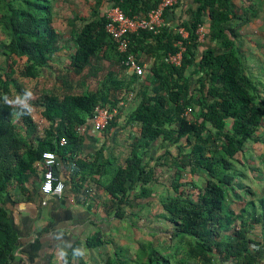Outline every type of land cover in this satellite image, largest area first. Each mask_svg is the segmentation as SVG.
Masks as SVG:
<instances>
[{
  "label": "trees",
  "instance_id": "trees-1",
  "mask_svg": "<svg viewBox=\"0 0 264 264\" xmlns=\"http://www.w3.org/2000/svg\"><path fill=\"white\" fill-rule=\"evenodd\" d=\"M89 1L93 3L90 17L75 15L68 22L73 44L68 68L80 77L84 91L30 96L13 78L16 60L25 59L18 71L21 78L38 79L48 63L66 50L54 27L52 0H0V58L5 63L0 68V264L14 260L18 239L5 208L12 191L18 188L26 193V184L36 177L44 152L71 162L84 176L97 175L105 168V163H99L102 149L81 157L84 133L77 129L99 107L117 109L103 134L116 128L124 110L119 103L135 91V85L139 99L125 122L139 125L138 136L128 145L124 162L103 185L109 200L102 210L135 227L143 210H136L133 202L153 200L154 184L159 183L163 170L170 172L172 194L158 197L160 218L171 227L166 232L170 245L161 250L147 240L138 243L134 255L128 257L122 245L95 234L84 244L75 241L60 264H83L82 245L90 249L112 245L104 264H172L174 259L176 264H256L264 243V194L257 195L242 182L248 178L243 172L247 165L243 170L236 167V163L243 164L237 156H245L248 143L264 144V138L257 136L264 120L260 84L246 71L238 42L241 27L257 17L253 6L236 9L234 0H192L185 20L177 26L187 33L185 39L177 28L165 27L157 34L141 31L128 37L127 51L119 52L116 40L105 30L107 11L119 7L126 16H145L161 0ZM201 25L207 26L209 46L198 55L202 44L196 32ZM177 42L184 51L180 65L174 66L164 57L178 51ZM129 55L148 71V78L135 73L126 77L124 61ZM143 56L154 58L148 70H144ZM103 63L110 69L97 89L87 90L85 80L98 79L96 66ZM112 67L120 68L123 76ZM12 92L27 105H11ZM30 107L48 123L42 133ZM186 109L191 110L187 116ZM62 138L66 139L64 146L59 145ZM197 173L201 184L192 178L190 186L196 192L190 191L182 178ZM258 177L264 184V172ZM235 202L243 205L237 213L230 207ZM256 230L261 240L256 239ZM252 244L260 249L251 250Z\"/></svg>",
  "mask_w": 264,
  "mask_h": 264
},
{
  "label": "rangeland",
  "instance_id": "rangeland-1",
  "mask_svg": "<svg viewBox=\"0 0 264 264\" xmlns=\"http://www.w3.org/2000/svg\"><path fill=\"white\" fill-rule=\"evenodd\" d=\"M234 5L236 9H246L250 6H253V10L257 17L251 20L249 23L245 24L240 29L241 37L238 39L240 43V49L244 54V64L246 71L255 77L254 81L258 84V90L261 94V99L264 101V0H234ZM53 12H54V27L62 35V43L66 46V50L56 56L48 63L42 75L38 79H24L21 78L18 74V71L23 67L25 59H17L16 65L14 68L13 78L22 85L25 89L28 90L30 96H40L44 93L46 94H63L64 92L70 93H82L85 87L82 85V80L79 76L72 74L69 66V55L73 52V44L70 38V28L68 22L73 19L75 15H78L80 18L88 19L91 15V9L93 8V3L89 0H52ZM108 12V11H107ZM80 22H77V25L80 26ZM1 37V35H0ZM202 46L199 48L198 55L202 54L203 51L209 46L207 43L206 36L201 43ZM5 63L3 59L0 58V68L3 69ZM98 72L96 78H90L85 80L86 89L94 91L98 88L99 81L110 69V66L107 63L98 64ZM111 69L118 72V76H123L124 72L120 68L112 67ZM132 98L129 99V96L124 97L125 107L122 110V115L118 121V128H114L116 131L115 136L119 139V144L123 143L124 150L122 151L121 158L119 163L122 164L124 159L128 155L129 147L128 145L133 142V139L138 136V127L136 125H126L125 121L132 111L135 104L138 102V95H136V90L138 87L135 85ZM11 105L21 106L27 105L26 101L20 100L19 97L12 92L10 99ZM30 115L38 127V131L42 133L48 126V123L41 118L38 110L30 107ZM125 124V125H124ZM103 133V132H102ZM100 132V134H102ZM257 136L264 138V120L263 126L257 132ZM188 148V147H187ZM154 153L155 155H157ZM245 156H237V161L242 162L243 164L236 163L238 170H243L241 167L248 166L244 169L243 172L248 176L242 182L255 191L257 195L264 194V188L260 186L259 174L264 172L262 168V160L264 161V144L262 143H248ZM253 169H251V168ZM163 173L160 176V181L158 184H154V191L156 192V197L153 200H149L148 203L144 201H134L133 205L136 206V210H146L141 212V216L136 221L135 227L132 226L131 222L121 221L118 226L115 228L116 232L112 233L117 238V244H122L123 248L126 250V255L132 257L135 253L138 243L146 242L151 240L154 243V247L164 250L169 246L168 238L169 232L171 230L170 225L163 220L161 217V209L158 202V197L165 194H172L170 189V180L171 173L163 170ZM260 172V173H259ZM194 179L193 182L201 184V174L191 177L190 175H184L182 178L183 183H186L187 188L190 191L193 190L190 186L191 179ZM262 180V179H261ZM259 185V188H258ZM264 185V184H263ZM244 193V191H243ZM250 197L246 196V199ZM241 205L233 203L230 205L231 209L234 212H238ZM114 230H111V232ZM162 231V232H161ZM110 232V233H111ZM257 237V236H256ZM103 254V261L107 256L112 254V245L104 246L100 249ZM93 261V260H92ZM216 262V261H215ZM96 263V262H91ZM104 264V262H102ZM172 264H176L175 259L172 261Z\"/></svg>",
  "mask_w": 264,
  "mask_h": 264
},
{
  "label": "crops",
  "instance_id": "crops-1",
  "mask_svg": "<svg viewBox=\"0 0 264 264\" xmlns=\"http://www.w3.org/2000/svg\"><path fill=\"white\" fill-rule=\"evenodd\" d=\"M191 1L183 0L177 8L168 12L165 16L167 28L175 30L178 22L185 20ZM143 57L146 66L144 70H148L154 58ZM147 72H144V77L148 78ZM125 75L128 78L131 74L127 72ZM131 98L132 94L129 96V99ZM83 133L80 156L87 157L102 149L99 163H105V168L97 175L84 176L85 173L75 170L71 162H65L57 156L59 166L56 171L64 181L65 189L59 196H48L42 194L40 190L43 166L39 162L36 177L26 184V193L23 195L18 188H15L11 194V201L5 206L18 238L14 260L10 264H60L61 256L75 241L79 240L84 244L87 238L95 234L100 238L113 239L117 242V238L112 233L116 232L115 228L121 221L103 212L102 205L109 200L103 185L109 182L113 169L119 164L124 150L121 145L125 141L122 140V144H119L114 128L106 134L107 136L102 132L96 134L89 127ZM106 161L112 162V166ZM260 186L263 189L262 183ZM255 232H257L256 239L261 240L260 231ZM101 248L103 247L90 249L82 245L79 256L83 264H103ZM256 264H264V243L261 245L260 258Z\"/></svg>",
  "mask_w": 264,
  "mask_h": 264
},
{
  "label": "built area",
  "instance_id": "built-area-1",
  "mask_svg": "<svg viewBox=\"0 0 264 264\" xmlns=\"http://www.w3.org/2000/svg\"><path fill=\"white\" fill-rule=\"evenodd\" d=\"M179 0H161L160 4L156 9L151 10L145 16H126L119 7H113L108 10L107 14V24L105 26L106 33L116 40L117 49L119 52L127 51L129 45V36L136 34L141 31H147L154 34L161 32L163 28L167 26L166 18L164 16L165 12H169L175 6H177ZM206 25H201L197 29V36L200 43L203 42L207 29ZM176 32L182 37L186 38L187 33L181 28L178 27ZM175 46L178 48L176 53H168L164 57V61L172 64L174 66H179L182 59V52L184 48L182 47L181 42H177ZM126 71L130 74H136V76L144 75L143 68L139 65L138 61L134 56H127L124 61ZM131 96V95H129ZM124 102L119 103V107H125ZM191 113L190 109H186L185 115ZM117 114L116 108L108 107H99L96 108L92 116L87 120V124L80 126L77 129L79 134H82L89 127L92 132L100 133L106 128L108 123L113 119ZM66 144V139L62 138L59 141L60 146ZM40 163L43 166L42 176H41V186L40 190L42 194L48 196H59L64 192L65 184L59 175L55 174L59 166V160L55 153L53 152H44L42 154ZM251 250L257 251L260 249L259 245L252 244L250 246Z\"/></svg>",
  "mask_w": 264,
  "mask_h": 264
}]
</instances>
